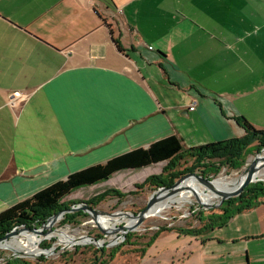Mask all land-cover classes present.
<instances>
[{"label":"crops","instance_id":"0c3cea01","mask_svg":"<svg viewBox=\"0 0 264 264\" xmlns=\"http://www.w3.org/2000/svg\"><path fill=\"white\" fill-rule=\"evenodd\" d=\"M244 121L264 131V0H0V213L169 137L243 138ZM208 234L200 264H259L264 205ZM171 235L187 236L155 243Z\"/></svg>","mask_w":264,"mask_h":264},{"label":"trees","instance_id":"16d2710c","mask_svg":"<svg viewBox=\"0 0 264 264\" xmlns=\"http://www.w3.org/2000/svg\"><path fill=\"white\" fill-rule=\"evenodd\" d=\"M244 123L247 128V134L243 138L185 150L182 140L173 136L155 142L147 149H137L117 156L105 164L75 172L69 175L66 180L50 185L34 194L31 198L0 213V238H3L18 226H27L30 229L34 226H42L53 215L49 213L59 207L68 196L79 189L107 182L123 171H137L163 163L172 164L185 153H188V156L193 159L192 166L186 170L187 173L199 172L201 176L209 178L210 176H218L222 169L226 167L235 172L240 171L248 155L255 152L258 153L264 148V131H257L246 121ZM254 144L256 145L253 146ZM182 174L183 172H176L166 176L164 173L160 177H151L139 189L171 186L175 179ZM262 205H264V182L251 184L239 197L227 200L220 207L219 212L207 211L209 215H206L207 212L199 211L197 215L193 214L200 222V227L198 228L194 226L173 227L164 225L153 233L150 238H140L145 241L139 242V245H137V260L133 264H138L151 245L167 233H176L178 235L208 234L214 229L225 227L236 216ZM91 206L96 208L95 204ZM81 216L87 215L79 212L67 218L76 219ZM133 237L134 234H129L124 244L113 249L107 250L106 248L99 249L89 246L81 248L80 251H83L85 255H90L94 260V264H108L109 261H113L123 248L135 245L132 244ZM68 255L69 252L67 251L66 254H63L64 257ZM46 260L45 256L36 259L34 262L23 258H10L6 264H40L45 263Z\"/></svg>","mask_w":264,"mask_h":264},{"label":"rangeland","instance_id":"374dc122","mask_svg":"<svg viewBox=\"0 0 264 264\" xmlns=\"http://www.w3.org/2000/svg\"><path fill=\"white\" fill-rule=\"evenodd\" d=\"M255 145L256 144H254L253 146ZM256 154L257 153L255 152L251 155H248V157L246 158V162L240 171L235 172L229 167H226L222 169L221 173L218 176H210L209 178L208 177L205 178L213 182L218 180H223V181L236 180L244 173L249 163L254 159ZM192 164H193V159L188 156V153H185L182 157H179V159H177L172 164L166 163V164L158 165L157 167L153 168L154 174L152 176L160 177L164 175V173L166 176H169L170 174H174L176 172L177 173L183 172L182 175L178 176L175 179L174 182H176L177 180H179L180 177L187 174L186 170L190 168ZM195 173L201 176L199 172H195ZM143 174H145V171H135V172L127 171L116 175L112 180L108 182H104L103 184H100L97 187L79 189L73 192L70 196H68L59 207H57L49 214L55 215L63 210L72 207H77L79 204L85 203L90 206L95 204L96 206L95 209L103 213L112 214L115 212H127L137 215L140 211H142L146 207L149 198L158 189V188H144L140 190L139 188L142 187L149 179V178L145 179V177L142 176ZM190 179H195V178H190ZM258 180L260 181L257 182H264V176L258 178ZM218 203L219 201H216L214 205ZM220 207L204 209L198 205L197 200L192 196L191 198H189L188 201H186L183 204L175 203L171 205L170 208L169 206L165 207L161 211L160 216L158 217L154 216L147 219L145 223L142 226H140L137 231L131 233L134 234V237L132 238V244L135 245L130 247L127 246L123 248L115 256L113 261H109L108 264H133V262L137 260V253H136L138 252L137 245H139V242L145 241L140 238L142 237L150 238L153 235V233H155L160 227L164 225L173 226V227L194 226L198 228L200 227V222L196 219L197 217L194 216L193 214L197 215L199 211L219 212L218 210L220 209ZM208 212L206 215H209ZM77 213L65 214L62 217V219H60V221L54 225L53 232H58V231L67 232V234L71 236L72 235L91 236L97 239H103L106 243H109V241L112 240V237L104 236L101 230L92 222V218L89 215L81 216L76 219L67 218L68 216ZM104 218H108V217H104ZM107 225H109V223H107ZM21 227L22 226H18L16 228L21 229ZM36 227L38 228V226ZM46 232L47 231H44V233ZM31 235H35V234L31 233L30 231L22 232L20 235L10 239V242L13 243L15 241L18 242V246L26 250V243L27 240L29 239V237L27 236H31ZM209 235L210 234L187 235L186 237H182L180 239L181 241L179 242L177 241L176 236L172 237L173 235H171L170 237H164L166 243L162 244V243L154 242L155 244L153 243L151 245L152 247L147 250L146 254L143 256V258L139 261L138 264H200L201 252H202L200 246L202 242L199 245L194 241L193 238H201L203 241V237L205 236L207 237ZM39 239L40 240L38 241L37 245L40 248H36V251L41 250L43 253H46L47 250L50 251L51 248H54L55 250L51 252L49 255H40V256L38 255L36 257H26L23 255H19L18 257H14L16 254L12 250L0 248V264H6L7 260L10 258H23L25 260L34 262L36 259H40L42 256H45V259L47 260L45 263H40V264H94V260L92 259V257H90V255L87 254L85 255L83 251H80L81 248L89 247L92 245L89 246L80 245L77 247L64 249L65 246L62 245L60 242H58L56 239L42 240L41 237H39ZM185 240L192 241L191 247H187V243L185 242ZM159 241L163 242L161 240ZM122 244H124V242ZM121 245L106 249L107 250L113 249ZM263 250H264V245H263ZM66 251L69 252V255L64 257L63 254H66ZM233 263H234L233 261L231 262L227 261V264H233ZM242 264H247L246 257H244ZM259 264H264V258L263 260L260 261Z\"/></svg>","mask_w":264,"mask_h":264},{"label":"water","instance_id":"95a60500","mask_svg":"<svg viewBox=\"0 0 264 264\" xmlns=\"http://www.w3.org/2000/svg\"><path fill=\"white\" fill-rule=\"evenodd\" d=\"M263 158H264V148H262V150L258 152L255 155L254 159L249 163L248 167L243 173L244 179L240 183V185L237 188L229 192H223V191L215 189L213 187V181L203 176H200L196 173L190 172L180 177L179 180L174 182L171 186L158 188L149 198L146 207L142 211H140L137 215L127 213V212H115L112 214L103 213L93 208L90 205L81 203L77 207H72L68 210L59 212L58 214L51 216L42 226H40V228L38 227V228L30 229L25 226H22L21 229L20 228L13 229L9 233H7L3 238H0V243L7 241L9 239H12L13 237L20 235L22 232H27V231H30L31 233L38 235L39 237H41L42 240L43 239L45 240L56 239L58 242H60V239L58 236L52 235L53 233H55L53 232L54 225L57 222H59L60 219H62V217L65 214L83 212L86 215L91 216L92 222L101 230V232L104 234L105 237H112V240H110L109 243H106L103 239H97L91 236H84V235L82 236L72 235L71 236L68 234L69 237H72L73 240L69 245H66V246L64 245L65 246L64 249L71 248V247H77L80 245L82 246L92 245L100 249L115 247L125 242L129 234L137 231L139 227L142 226L147 219H149L150 213L156 205L166 201V199L180 193L181 191H184V190L193 191L190 188H183L182 186L183 183L190 178H195L197 182L210 188V190L214 191L220 197L219 203L214 205V204H204L199 200L197 196H195V199L197 200L198 205L204 209L220 207L227 200L239 197L245 191V189L248 188L251 184L256 183L257 181H260L258 180V178H256V175L260 170L264 168V164H260ZM103 217H112V218L121 217L127 220L131 219V220H134V224L128 225V222L123 220L119 223H116L114 230H110L109 228L103 227L98 223V219L103 218ZM44 231H47V232L44 233ZM79 242H82V243H79ZM54 250H55L54 248H51L50 251L47 250V252H53ZM41 255H48V254L45 253ZM18 256L19 255L16 254L14 257H18Z\"/></svg>","mask_w":264,"mask_h":264},{"label":"bare ground","instance_id":"6f19581e","mask_svg":"<svg viewBox=\"0 0 264 264\" xmlns=\"http://www.w3.org/2000/svg\"><path fill=\"white\" fill-rule=\"evenodd\" d=\"M260 164H264V158L263 160H261ZM264 176V168L262 170H260L257 175L256 178H261ZM244 176L243 174L236 180H230V181H223V180H218L213 182V187L217 190L223 191V192H229L232 191L233 189L237 188L240 183L243 181ZM225 180V179H224ZM183 188H190L193 191H181L180 193L166 199V201L156 205L153 210L150 213V217H154V216H160L161 211L169 206V208L171 207V205L175 204V203H180L183 204L186 201L189 200V198L197 196L199 198V200L204 203V204H215L216 201H219L220 197L219 195H217L214 191L210 190V188L206 187L205 185L199 183L196 181V179H188L183 183ZM31 192V191H30ZM190 202V201H189ZM125 220L126 222H128V225H132L134 224V220L131 219H124L121 217H108V218H99L98 219V223L106 228H109L110 230H114L116 223H119L121 221ZM107 223H109V225H107ZM53 236H58L60 239V243L63 245H69L72 242V238L69 237V235L66 232H62V231H58L52 234ZM29 237V239L27 240L26 243V250L20 248L18 246V242H10V239L4 242L0 243V248L3 249H7V250H12L13 252H15V254L17 255H23L26 257H35V256H40L41 254H45L43 253L41 250H37L36 248H40L37 244L39 239L38 235H31V236H27ZM82 243V242H79ZM51 252H46V254H50Z\"/></svg>","mask_w":264,"mask_h":264},{"label":"built area","instance_id":"2783aa9c","mask_svg":"<svg viewBox=\"0 0 264 264\" xmlns=\"http://www.w3.org/2000/svg\"><path fill=\"white\" fill-rule=\"evenodd\" d=\"M12 105H15L14 100L12 101ZM194 109H195V106H192V107H191V110H194Z\"/></svg>","mask_w":264,"mask_h":264},{"label":"flooded vegetation","instance_id":"af4514ba","mask_svg":"<svg viewBox=\"0 0 264 264\" xmlns=\"http://www.w3.org/2000/svg\"><path fill=\"white\" fill-rule=\"evenodd\" d=\"M33 228H37V227H36V226H34ZM33 228H32V229H33Z\"/></svg>","mask_w":264,"mask_h":264}]
</instances>
